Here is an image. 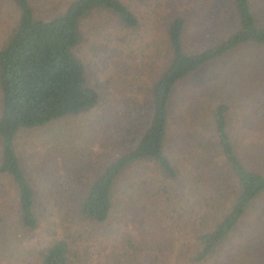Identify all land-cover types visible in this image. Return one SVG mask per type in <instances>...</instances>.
Masks as SVG:
<instances>
[{"label":"rangeland","instance_id":"1","mask_svg":"<svg viewBox=\"0 0 264 264\" xmlns=\"http://www.w3.org/2000/svg\"><path fill=\"white\" fill-rule=\"evenodd\" d=\"M67 1L30 0L40 16L63 10ZM121 1L137 18L134 30L121 29L105 13H92L80 24L82 36L74 52L85 66L88 81L99 90L96 105L78 115L19 129L15 134V152L36 189V223L30 231L14 227V189L0 177V264H37L45 246L60 237L70 243L69 264H110L113 257L120 258L125 237L141 239L129 226V222L135 226L141 219L143 225L155 224L141 228L145 236L163 233L171 246L163 252L149 248L137 253V262L150 251L155 255L151 264H192L187 249L191 236L189 228H184L186 222L195 223L198 212L194 213L192 195L188 196L185 189L177 191L179 179H163L156 172L146 171L133 177L132 183L130 175H121L114 207L103 223L81 220L68 206L73 204L71 195H64L68 204L56 198L57 186L87 183L106 161L136 140L147 118L149 83L168 55L165 22L171 14L186 19L182 39L187 51L215 42L232 24L224 0ZM249 1L256 23L264 27V0ZM15 18L10 1L0 0V43ZM261 78L264 45L248 43L205 63L172 92L164 151L179 174L197 172L199 181L195 182L207 195L214 190L229 191L232 183L211 130L209 110L217 103L226 104V131L235 154L247 169L264 174ZM192 95L196 96L191 101L195 110L189 111L197 114L190 121L184 109ZM139 166H133L132 171ZM126 211L135 220L130 221ZM148 216L156 221L150 222ZM236 233L234 240L239 238ZM147 263L146 258L142 264Z\"/></svg>","mask_w":264,"mask_h":264},{"label":"trees","instance_id":"2","mask_svg":"<svg viewBox=\"0 0 264 264\" xmlns=\"http://www.w3.org/2000/svg\"><path fill=\"white\" fill-rule=\"evenodd\" d=\"M9 1L16 10V18L0 43V177L14 189V227L30 231L36 223L33 213L36 189L15 152L16 132L78 115L98 102L99 90L88 81L85 66L74 52L81 40L83 20L92 13H105L124 30H134L138 21L121 0H68L63 10L41 16L34 12L30 0ZM224 1L229 6L230 28L215 42L193 51L183 46L185 17L173 13L167 18L168 55L149 83L147 118L136 140L106 161L87 183L64 182L60 188L57 186L56 198L68 204L66 197L71 195L73 204L68 206L81 220L103 223L114 207L116 184L121 175H130L132 183H135L133 177L146 171L156 172L163 179L176 182L179 179L177 191L185 189L188 196L192 195L194 213L198 212L193 225L185 223L184 229L188 227L191 236L188 261L192 264H264V174L247 169L235 154L226 131V104H215L209 110V117L218 153L232 175L229 191L214 190L207 195L195 182L199 181L197 172L179 174L164 151L169 106L176 85L205 63L242 44L264 45V27L256 23L250 1ZM263 80L258 83L262 88ZM192 96L184 109L188 113L186 120L190 121L197 114L193 111L196 96ZM133 166L139 167L132 171ZM126 213L130 221L135 220L129 216L130 212ZM245 217L248 219L243 220ZM143 220H138L135 226L129 222L132 230L142 237L139 241L133 236L125 237L120 258L113 257L110 264H142L146 258L147 264H151L154 253L148 251L138 262L135 255L149 248L155 252L170 249L171 241L163 233L155 234L152 230L155 235L150 237L142 233L141 228L155 226L143 225ZM148 220L156 221L149 216ZM235 233L238 240H234ZM69 252V241L65 237L56 238L40 252L37 264H69Z\"/></svg>","mask_w":264,"mask_h":264}]
</instances>
